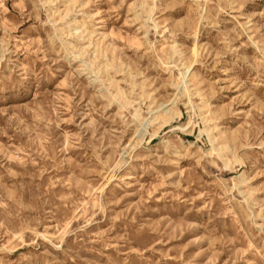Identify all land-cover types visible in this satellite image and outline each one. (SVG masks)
Instances as JSON below:
<instances>
[{"label":"rangeland","instance_id":"rangeland-1","mask_svg":"<svg viewBox=\"0 0 264 264\" xmlns=\"http://www.w3.org/2000/svg\"><path fill=\"white\" fill-rule=\"evenodd\" d=\"M0 264H264V0H0Z\"/></svg>","mask_w":264,"mask_h":264},{"label":"bare ground","instance_id":"bare-ground-1","mask_svg":"<svg viewBox=\"0 0 264 264\" xmlns=\"http://www.w3.org/2000/svg\"><path fill=\"white\" fill-rule=\"evenodd\" d=\"M153 110H151L149 113H152ZM154 114H155V111H154ZM153 115V114H152ZM151 116V115H150ZM169 118V117H168ZM135 119H137V122L138 120L141 119L142 121V125L144 126L145 130H147L148 128H150L151 126H156V125H159V129H161L164 124H167L168 123V120L165 121V123H161L160 120L162 119V117L158 116V117H149V118H142L141 115L138 113L135 117ZM140 126V125H139ZM142 127V126H141ZM139 133V131H138ZM141 133V132H140ZM144 133V131L142 132ZM158 134V131H156L155 133V136ZM140 136V134H139ZM141 137V136H140Z\"/></svg>","mask_w":264,"mask_h":264}]
</instances>
